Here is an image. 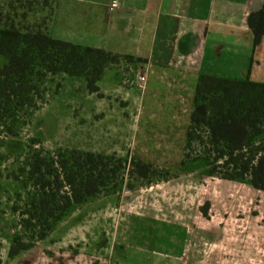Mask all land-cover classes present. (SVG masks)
Listing matches in <instances>:
<instances>
[{"label": "rangeland", "instance_id": "1", "mask_svg": "<svg viewBox=\"0 0 264 264\" xmlns=\"http://www.w3.org/2000/svg\"><path fill=\"white\" fill-rule=\"evenodd\" d=\"M52 6L43 7L40 0H0V25L14 23L44 32ZM4 61L0 56V64ZM43 88L45 101L30 117L20 118L13 132L0 128V264H108L100 261V252L112 249L117 259L118 238L124 236L142 240L143 247L150 244L151 236H159L161 252L167 244L165 236L176 243L187 236L191 248L206 255L221 251V264L263 263L264 191L209 175L202 145L195 141L185 149L186 137L181 138L179 131L173 139L165 137L168 130L153 128L122 129L116 135L103 120L107 104L103 95L90 93L83 78L47 76ZM202 137L205 141L204 133ZM57 148L127 160L144 157L142 161L163 170L167 180L148 186L125 176L114 190L72 209L30 250L9 258L11 235L19 231L23 170L33 151Z\"/></svg>", "mask_w": 264, "mask_h": 264}, {"label": "trees", "instance_id": "2", "mask_svg": "<svg viewBox=\"0 0 264 264\" xmlns=\"http://www.w3.org/2000/svg\"><path fill=\"white\" fill-rule=\"evenodd\" d=\"M40 1L43 7L53 4L51 20L56 0ZM247 23L255 46L264 34V5L248 15ZM0 56L5 59L0 64V128L7 132H13L20 118L30 117L44 103L47 76L83 78L86 89L101 97L98 82L105 69L132 59L55 38L48 29L43 32L14 23L0 25ZM185 140V149L195 141L202 145L211 167L209 175L264 191V83L200 74ZM162 171L140 159L93 151H33L23 170V196L17 207L19 231L11 235L7 256L14 258L30 250L72 209L114 190L125 176L149 186L167 180Z\"/></svg>", "mask_w": 264, "mask_h": 264}, {"label": "crops", "instance_id": "3", "mask_svg": "<svg viewBox=\"0 0 264 264\" xmlns=\"http://www.w3.org/2000/svg\"><path fill=\"white\" fill-rule=\"evenodd\" d=\"M111 1L56 0L48 32L132 57L106 68L100 81L112 74L98 86L107 102L103 120L116 135L122 129L153 128L168 130L170 139L176 131L185 138L200 74L264 83V34L254 46L247 23L264 0H116L121 6L113 10ZM165 237L161 252L159 236H151L146 247L124 236L118 238L117 259L109 248L99 259L108 264L128 259L133 264H221V251L211 257L191 248L187 236L179 243Z\"/></svg>", "mask_w": 264, "mask_h": 264}, {"label": "built area", "instance_id": "4", "mask_svg": "<svg viewBox=\"0 0 264 264\" xmlns=\"http://www.w3.org/2000/svg\"><path fill=\"white\" fill-rule=\"evenodd\" d=\"M121 5L119 4L118 1L116 0H112L111 3H110V9L113 10V9H118ZM141 81H144L145 78L144 77H141L140 78Z\"/></svg>", "mask_w": 264, "mask_h": 264}]
</instances>
